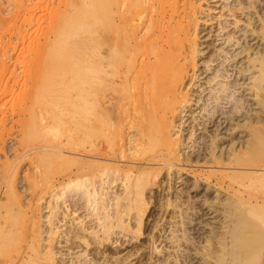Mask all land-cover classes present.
Here are the masks:
<instances>
[{"label": "bare ground", "instance_id": "bare-ground-1", "mask_svg": "<svg viewBox=\"0 0 264 264\" xmlns=\"http://www.w3.org/2000/svg\"><path fill=\"white\" fill-rule=\"evenodd\" d=\"M6 1L15 6V16L3 15L1 2L0 28L19 40L16 44L15 37L7 39L0 29L3 76L11 67L8 48L21 44L27 49L29 27L37 17L36 7L28 0ZM71 1L74 4L53 12L49 3L41 4L39 15L45 20L44 14L50 12L53 18L48 31L44 29L46 38L39 48L34 47L38 49L32 51L33 58H27L28 67L32 63L37 65L34 68L57 74L64 66L76 67L71 84L75 96L70 95V84L58 80L42 85L38 92L33 90L35 94L29 91L24 103L32 100L41 108L37 112L33 105L31 118L25 113L24 118L20 116V136L12 138L11 149H7V138L12 137L14 127L8 126L6 112L0 114V152L4 155L0 153V264H61L60 260L63 264H113L106 253L107 242L118 233L117 227L126 225L128 230L133 218L136 232L141 231L149 193L162 185L157 180L165 169L169 181L181 177L176 168L186 166L185 158L190 160L184 150L199 142L193 140L198 129L204 141L199 142L201 155L195 162L202 167L193 171V185L202 190L200 201L187 207L189 200L178 195L176 202H168L175 208L169 213L172 226L166 235L176 248L174 261L261 264L260 246L253 244L258 239L252 236L260 230L264 233V0L225 2L223 7L232 20H221L212 31L222 41L217 66L223 68L212 67L217 59H210L204 61V71L195 69L197 58L204 54L200 27L211 22L206 16L210 0ZM23 12L31 14L27 17ZM24 61L23 66L27 65ZM206 71L210 73L202 81ZM6 86L0 93L10 92ZM191 93L198 97L192 98ZM188 121L191 134L184 139ZM27 161L32 166L25 172L31 198L25 201L17 176ZM200 174L208 181H200ZM212 175L217 176L215 180ZM120 185L122 192L117 191ZM222 191L228 197L220 198ZM47 194L52 199L44 214L41 201ZM204 206L209 208L202 215L205 222L194 217ZM82 208L87 211L83 218L75 215ZM192 209L198 211L191 214ZM219 214L226 221L218 226L213 242L206 228ZM198 219L199 228L188 227ZM177 224L178 229L174 228ZM163 225L158 231L164 237ZM254 226L260 229L256 233ZM89 234L101 245L100 257L91 249L85 250L86 258L76 251L93 245ZM157 241H153L154 249L162 253L164 247L159 248Z\"/></svg>", "mask_w": 264, "mask_h": 264}, {"label": "rangeland", "instance_id": "rangeland-1", "mask_svg": "<svg viewBox=\"0 0 264 264\" xmlns=\"http://www.w3.org/2000/svg\"><path fill=\"white\" fill-rule=\"evenodd\" d=\"M1 1V0H0ZM6 1V0H5ZM4 0L3 1H1L2 2V4L3 5H1L2 7V11L3 12H6V13H3V15H5V16H8V17H10V15H11V13L13 12V11H15V6L14 7H12L13 6V4H9L7 1H6V4L4 3L5 2ZM65 1H67V2H70L71 0H63V2H62V0L60 1V0H28V2H30V4L33 6H35L36 8H35V11H37V13H36V19L32 22L33 24H31L32 26H30L29 28H30V30H29V33H28V38H27V44H25V48H27V49H24V46L22 47V45L21 44H19V45H17V46H14L13 45V47H10V48H14L15 47V49H16V47H17V49L15 50V49H11L10 50V48H8V53H9V56H8V63L10 64V68L8 69V71H6L7 73L6 74H4V76H3V74H1V72H0V74L3 76V79H2V81H0V83H1V85H0V87L1 86H3L2 84H3V82H4V80H5V82H4V85L6 86V83H7V81H9L8 82V84H10L11 85V87L9 88V86H6L7 88H8V90L7 91H10V92H12V90H13V92L15 91V93H11L10 94V92H7V93H5V94H3L2 92H3V90H2V88L4 89V87L5 86H3V87H1L0 88V90L2 91L0 94H3V97L4 96H6V94H7V96H8V94H9V96L8 97H4V99H3V97H1V95H0V97H1V100H0V111L2 110L1 108L3 107H5V109H3V111H1V115L3 114V116H4V114H5V112H6V114H8V117H9V121H8V126L10 125V126H13L14 127V131H13V135H12V137L10 138V135H9V138H7L8 140H7V143H8V148L7 149H11V144H13V143H11V142H14V140L15 139H12V138H14V137H19L20 135H19V132H18V128H19V124L17 123V121H19L18 119H21V118H24L23 116H24V113H25V115H26V117L27 118H31L32 116H33V114L35 113V112H33V105L35 106L36 104L34 103V102H32V100H30V102L29 101H27L26 102V104L24 103V101L28 98V96H27V94H30L29 93V91H32V93H34L35 94V92H38L39 91V87H42V85H44L45 87H47L45 84L46 83H50V81H51V83L53 82V80H58V83H66V84H68V86H69V84H70V86H71V89L72 90H70V95H72L71 97H74L75 95L71 92V91H73L74 92V89H73V87H72V85H73V82H74V80L76 79V77L74 78V76H76L75 75V72L74 71H76V67H74V66H71L70 65V68H68L67 66H66V68H65V66L64 67H62L61 69H60V73L59 74H57L58 72H56V71H54V72H49V70H46V68L44 69L43 68V70H42V68L41 67H39V68H34L35 67V65L36 64H34V66H33V64L32 63H30V68L28 67V58L27 57H31V58H33V52L35 51V50H37L38 48H39V46H40V41H44V39L46 38V36H47V29H49V22H51V18H53V16H51L50 14H52V13H45L44 14V17H45V20L43 19V17H42V15L40 16L39 14H40V12L42 11V8H41V6L43 5V6H45V4H46V2L47 3H49V5H50V7H51V12H53L52 10H55L56 8H58V7H61L62 9H64L66 6H67V4L68 5H70V4H72L73 3V1H71V3H65ZM231 0H228V1H224V0H210V2H209V5H210V7L208 6V5H206L207 7L206 8H209V13L207 12V17L209 18V20L211 19V22L209 21L208 23L207 22H203V23H205V24H203V25H201V27H200V34H199V44H200V48L201 49H203V51H204V54H202V56H199L198 58H197V60H196V63H197V68L195 69V71H198V69H200V71H204L203 70V65L205 64L204 63V61L206 62V61H209L210 59H217V60H214V62H213V65H212V67H215V66H217V65H219V63H220V59L219 58H217V57H219L218 56V52L220 51V47L222 46V45H220L221 44V40H220V38H217L216 37V34L215 33H213L212 31H213V29H215V27H217L218 25H217V23L218 22H220L221 20H222V22L224 23V22H226V19L227 20H232V17L230 18V15H228V9H227V7H223L224 6V4H225V2H230ZM0 2V3H1ZM25 2L27 3V0H25ZM8 3V4H7ZM42 4V5H41ZM74 4V3H73ZM77 4V3H76ZM5 5V6H4ZM38 5V6H37ZM40 6V7H39ZM42 6V7H43ZM41 8V11L39 10V9ZM53 8V9H52ZM14 9V10H13ZM38 9V10H37ZM9 12V13H8ZM227 12V13H226ZM14 13V12H13ZM12 13V15H11V17L15 14H13ZM23 13H25V14H23L24 16H29L30 14L29 13H27V12H23ZM27 13V14H26ZM29 14V15H28ZM209 14V15H208ZM223 14V15H222ZM33 15V14H32ZM39 15V16H38ZM49 15V16H48ZM54 15V14H53ZM228 15V16H227ZM15 16V15H14ZM39 17V18H38ZM14 18V17H13ZM13 18H11V20H13ZM208 18H206V19H208ZM10 19V18H9ZM41 19V20H40ZM10 20V21H11ZM37 20V21H36ZM14 21V20H13ZM42 21H43V24H42ZM12 22V21H11ZM35 22H36V25H35ZM39 22H41V23H39ZM41 24V26L39 25V24ZM45 24V25H44ZM25 25V24H24ZM48 27V28H47ZM211 27H213L212 29H211ZM36 28H37V32H36ZM41 30V32H40V30ZM42 28V29H41ZM47 28V29H46ZM1 29V33H4V31H5V29L4 28H0ZM44 29L45 30H47V31H45V33H44ZM2 30H3V32H2ZM7 31L8 30H6L5 31V34H3V36L5 35H7L6 37H7V39H9L10 37L12 38V37H15L16 39H14L15 40V42H16V44L18 43V41H16L18 38H17V36L14 34V35H11L10 36V32L8 31V34H7ZM43 31V32H42ZM43 34V35H42ZM45 35V36H44ZM6 37L4 38V37H2V39H4V40H7L6 39ZM9 37V38H8ZM4 40H3V42H4ZM13 40V39H12ZM13 40V41H14ZM19 40V39H18ZM1 43H0V47H1ZM21 45V46H20ZM38 45V46H37ZM38 47V48H34V47ZM32 48V49H31ZM31 49V50H30ZM35 49V50H34ZM0 50H2V48L0 49ZM23 50V51H22ZM219 50V51H218ZM11 51H13V52H11ZM21 51V52H20ZM33 51V52H32ZM1 52V51H0ZM26 53V54H25ZM31 55H30V54ZM1 56H3V54H1L0 55V58H1ZM23 56V57H22ZM4 57H5V55H4ZM22 61H20L18 58ZM215 57V58H214ZM12 58V59H11ZM17 58V59H16ZM24 58H26V61H27V65H24L23 66V61H24ZM16 59V60H15ZM3 60V57H2V59H1V61ZM12 60V61H11ZM26 61H24V64H25V62ZM18 62V63H17ZM17 63V64H16ZM22 64V65H21ZM1 65V64H0ZM33 66V67H32ZM24 67H26V68H28V69H26L25 70V68ZM36 67H37V65H36ZM72 67V68H71ZM218 67V66H217ZM222 66H219L218 68H221ZM1 69H2V67H0ZM12 68H13V70H12ZM33 68V69H32ZM223 68V67H222ZM39 69H41V70H39ZM75 69V70H74ZM11 70H12V72H13V74L14 75H11L12 74V72H11ZM24 70V71H23ZM36 71V72H35ZM24 72V73H23ZM5 73V72H4ZM26 73L28 74V75H26ZM209 71L207 72H205L201 77L202 78H204L205 76H208L209 75ZM11 75V76H10ZM13 76V77H12ZM15 77V78H14ZM26 79V80H25ZM206 79L204 78L202 81H205ZM54 81V82H55ZM60 81V82H59ZM50 83V84H51ZM16 84V85H15ZM50 84H48V85H50ZM53 84V83H52ZM55 84V83H54ZM72 84V85H71ZM14 87V89H13V87ZM69 86V87H70ZM33 87L35 88V89H33ZM44 87V89H46ZM68 87V88H69ZM30 88H32V89H30ZM37 89H38V91H37ZM40 89H43V88H40ZM5 90V89H4ZM35 92H34V91ZM31 93V94H32ZM12 94H13V96H12ZM43 94V93H42ZM192 94V98H197L198 97V94L196 95V93L194 94V93H191ZM12 96V97H11ZM11 98V99H10ZM6 99H9V100H6ZM3 101V102H2ZM7 101V102H6ZM22 101V102H21ZM69 102V101H68ZM4 103V104H3ZM5 103H7V105L5 104ZM67 103V102H66ZM1 104H2V106H1ZM15 104V105H14ZM21 104V106H22V108H23V105L25 106V108L26 109H24L23 108V110H21V111H19L20 109H21V106H19ZM29 104H30V107H29ZM5 105V106H4ZM11 105V106H10ZM71 106H72V104H70ZM70 105L68 106L67 105V107L68 108H71L70 107ZM7 106V107H6ZM14 106V107H13ZM29 107V109H28V107ZM38 106H40V104L38 105L37 104V106H35L34 108L37 110L39 107ZM42 106V105H41ZM197 106V105H196ZM196 106H193L194 108H197ZM20 107V108H19ZM37 107V108H36ZM41 108V107H40ZM39 108V109H40ZM14 109H15V111H14ZM17 110V111H16ZM26 110V111H25ZM35 110V111H36ZM200 110V109H199ZM198 110V111H199ZM23 111V112H22ZM33 112V113H31V112ZM18 112V113H17ZM22 112V113H21ZM29 112L31 113V115L29 114ZM37 112H38V110H37ZM36 112V113H37ZM197 113V112H196ZM28 114V115H27ZM23 115V116H22ZM196 115V114H195ZM20 116H21V118H20ZM12 120V121H11ZM190 121V120H189ZM188 121V124L190 123ZM14 122V123H13ZM11 123V124H10ZM13 123V124H12ZM188 124H186V126L185 127H187L184 131H183V138L185 139V138H188L189 139V134H191L190 133V130H191V127H190V124H189V126H188ZM191 125H193V123L191 124ZM10 128V127H9ZM203 131L202 130H200V129H198L197 130V132H196V135H194L195 137H193V140H195V139H198L197 141H199V142H201V144H203V139L201 138V136H203V133H202ZM15 135H17V136H15ZM9 139H11V141L9 140ZM187 139V140H188ZM202 139V140H201ZM13 140V141H12ZM186 140V141H187ZM190 141V140H189ZM188 141V142H189ZM199 142L197 143V144H195L193 147H190L189 149H187V150H184L185 151V154L187 153V155H185L184 157H189L190 158V160L188 161L186 158H185V164H186V166H184V167H181V168H179V167H177L176 169L177 170H179V171H181L179 174H180V178L178 177L179 175H177L176 176V179H173L172 181H169L167 178H168V171H166V169L163 171V174H161L160 176H159V178H158V180L157 181H159V182H161L162 183V185L161 186H158V185H156V186H158L157 188L158 189H156V186H154V189H153V191L151 192V193H149L150 195H149V197H150V203H149V205H148V209H147V211H146V213H145V215H144V218H143V224H142V228H141V231L140 232H136V230H137V228H138V226L136 225V222H135V219L133 220L132 219V224H131V227L130 228H128V230H127V228H125V226H123V229L120 227H117L116 228V231L118 232L117 234L115 233L114 235H112L111 236V239H109V241L107 242L108 243V247H107V250H106V253L108 254V256L111 258V260H112V262H113V264H115V263H121V262H123L124 261V263L126 262H128V264H155L156 262L158 263L159 261H161L162 260V263L164 264H177V262H175L176 260V257H175V255H176V251H175V249L176 248H174L173 246H172V244H171V242H169L167 239H166V235H168L169 233H170V229H171V227H170V223L168 222L169 221V219H170V216H169V213H172L173 212V210L175 209H173V207L172 206H168V202L170 201V200H176V197L178 196V195H180V196H182L180 199L181 200H185V202L187 201V200H189V201H187L186 203H185V206H187L188 207V205H193V203L195 202V201H197V202H199L200 200V198H201V196L200 195H202L201 193H202V190L201 189H199L197 186H195V185H193L194 184V172L193 171H197V172H199L201 169V167H199L200 166V164H198V163H196L195 162V160H196V158L197 157H199V154L201 155V153H199L200 151H199ZM6 143V144H7ZM192 144V143H191ZM191 144H190V146H191ZM184 146H186V145H184ZM183 146V147H184ZM185 148V147H184ZM10 150H8V152H9ZM1 153V156L2 157H4V155H3V153L2 152H0ZM11 153V151L9 152V154ZM189 155V156H188ZM23 166V168L21 167V170H20V172L18 173V176H17V187H18V189L20 190V192H21V195H22V197H23V199L26 201V200H29L30 198H31V194H30V191H28V190H26V184H27V180H26V170H27V172H29V170H31V162H25V164H23L22 165ZM184 168V169H183ZM207 168V167H206ZM209 168V167H208ZM206 169V170H210V169ZM167 175V176H166ZM205 174H200L199 176H201L200 177V181H203L204 179L206 180V181H208L205 177L206 176H204ZM165 176V177H164ZM203 176V177H202ZM167 177V178H166ZM215 177H217L216 175H212V179L213 180H215ZM178 178V179H177ZM227 178V177H226ZM228 179H229V177H228ZM227 179V180H228ZM164 180V181H163ZM204 180V181H205ZM169 182L171 183V186L170 187H172V188H170L169 187ZM204 186V183H203V185H202V187ZM122 189H123V187H122V185H120L119 186V188L117 189V191L118 192H122ZM116 190V189H115ZM201 191V192H200ZM226 193V194H225ZM258 193V191H256V194ZM214 193H209V195L210 196H212ZM227 192H225V191H222L221 193H220V198H222V197H224V198H226V197H228L227 196ZM189 196V197H188ZM52 199V197L51 196H49L48 194L46 195V199H44V200H42L41 201V204H44L43 205V208H44V214H47L48 213V211H49V208H47V206H48V202H49V200H51ZM154 202V203H152V202ZM176 202V201H175ZM196 203V202H195ZM175 204V203H174ZM197 204V203H196ZM195 204V205H196ZM218 206V208H221V210H223V207H222V204H218V203H216ZM184 207V206H183ZM205 207V206H204ZM202 208L203 210L202 211H200V212H197L196 211V209L194 210V212H192L193 211V209L191 210V214H195L196 212V214L194 215V217L197 215V216H199L200 217V219L201 220H203V218L204 217H202V215H203V212L206 210V211H209L208 209L209 208ZM176 210H177V208H176ZM215 210V209H214ZM212 211V210H211ZM86 210H85V208H82V210H78L77 211V214L75 213V215L77 216L78 214L80 215V217L81 218H83V217H85V215H86ZM190 212V211H189ZM222 211H220V213H221ZM223 213V212H222ZM165 214V215H164ZM214 215V214H213ZM212 215V216H213ZM165 217V218H164ZM168 218V220H167V218ZM198 217V218H199ZM125 218H126V216H125ZM164 218V219H163ZM195 218H197V217H195ZM163 219V220H162ZM166 219V220H165ZM200 219H198V221L196 220V221H194L190 226H188V227H190V228H199V226H201L200 225ZM211 219V218H210ZM213 220H211L212 221V224L210 223V225H209V228H206L207 230H208V232H209V234H211V237L212 238H214V239H212V241L213 242H215L217 239L216 238H218L217 236H218V226L219 225H221V224H223L224 222H222V221H226V219H225V216L223 217V214H219V216H217V217H214V218H212ZM88 220V219H87ZM161 220V221H160ZM206 220H205V218H204V222H205ZM217 221V222H216ZM162 222V223H161ZM94 223V221L93 222H91L89 225H92ZM130 223H131V221H130ZM164 223V225H165V229H167V232L165 233V235H164V237H163V233L164 232H162V234H161V236H160V233H161V231H158L162 226V224ZM194 224V225H193ZM198 224V225H197ZM95 225V224H94ZM163 225V226H164ZM180 225V224H179ZM178 224H177V227H176V225H174L175 227L174 228H176V229H178V228H180V226H179ZM133 226V227H132ZM172 226V225H171ZM157 227V228H156ZM257 226H254V228H255V230L257 229V230H260L258 227L256 228ZM124 228H125V231H124ZM133 231V230H135L134 232H132L131 230ZM211 229V230H210ZM255 231V233L256 232H258V231ZM194 232V231H193ZM100 234V233H99ZM253 235V234H252ZM254 235H256V236H254ZM253 236H252V238L253 239H258V241H253V244L256 246V247H258V246H260L259 248L261 249V252H259L261 255H260V259L261 260H259L260 262H261V264H263L264 263V233H262V231L260 230L259 231V234H254ZM88 236H90L89 237V239L91 240V241H93V239H94V241H93V245L91 244V246L89 245V247L88 248H86V245H85V247H84V245L83 246H81V247H77L76 248V251H79V253L80 254H82V256H81V258H86L87 257V253H85V250L87 249L88 251L91 249V251L93 252V253H95L97 256H98V252L100 251V249H99V247L101 246V245H98V243H96L95 241H97L98 239H97V237L96 236H94V234H89ZM216 237V238H215ZM255 237V238H254ZM114 240H113V239ZM156 238H158V241H157V244L158 245H160L159 246V248H162V247H164V251L162 252V253H158V252H156L155 251V249H154V246H153V241L156 239ZM96 239V240H95ZM211 241V243H213ZM257 242V243H256ZM162 243V244H161ZM65 243L63 242V244H59V246H61V245H64ZM98 245V247H97V245ZM214 244V243H213ZM262 246V247H261ZM93 248V249H92ZM98 248V249H97ZM97 249V250H96ZM110 249V250H109ZM115 249V250H114ZM111 253H110V252ZM175 251V252H174ZM84 254V255H83ZM60 254H58V256H59ZM101 255L99 254V256L98 257H100ZM170 256V257H169ZM62 257V256H61ZM63 257H66V256H63ZM90 257V256H89ZM115 257L117 258V259H119L118 260V262H116L117 260L115 259ZM123 257V258H122ZM124 257H125V259H124ZM175 257V258H174ZM113 258V259H112ZM173 258V259H172ZM116 261H115V260ZM127 259V260H126ZM158 259V260H157ZM262 259H263V261H262ZM114 260V261H113ZM121 260H123V261H121ZM157 260V261H156ZM175 260V261H174ZM61 261V264H63L62 263V260H60ZM129 261H131V262H129ZM69 263V262H68ZM125 263V264H126ZM70 264V263H69ZM122 264V263H121Z\"/></svg>", "mask_w": 264, "mask_h": 264}]
</instances>
